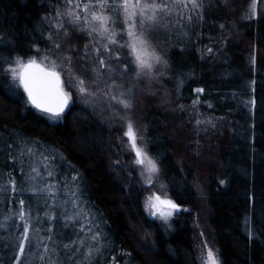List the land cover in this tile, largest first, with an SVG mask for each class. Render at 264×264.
<instances>
[{
	"label": "trees",
	"instance_id": "16d2710c",
	"mask_svg": "<svg viewBox=\"0 0 264 264\" xmlns=\"http://www.w3.org/2000/svg\"><path fill=\"white\" fill-rule=\"evenodd\" d=\"M87 1L0 0V264H199L204 247L219 264H264L263 6L251 16L250 0H198L177 15L163 0L169 11L144 22L142 38L167 77L140 98L128 38L110 51L94 44L91 9L85 22L75 7ZM42 54L98 91L94 77L116 70L132 108L144 103L134 110L173 217L145 215L148 190L124 167L120 126L77 97L58 117L30 105L8 68Z\"/></svg>",
	"mask_w": 264,
	"mask_h": 264
},
{
	"label": "rangeland",
	"instance_id": "374dc122",
	"mask_svg": "<svg viewBox=\"0 0 264 264\" xmlns=\"http://www.w3.org/2000/svg\"><path fill=\"white\" fill-rule=\"evenodd\" d=\"M167 1L172 6V8L175 9V13L177 15L178 13H181V12L185 13L187 11L188 13L191 12V14H193V12L201 9V7H198L195 10H192L191 5H189L188 8H184L183 5L180 3L174 4L172 0H167ZM132 2L134 3L135 0H132ZM118 3H122V0H118ZM252 3H253V0H250L248 2L245 13H249L251 16L257 15L259 12V9H258L259 4L263 6L262 11L264 12V0H256V12L254 14L252 11ZM81 9H82V15L85 17L86 16L85 11L83 10V8ZM130 11H131V8H130ZM103 14L108 17V20L105 24V27L108 29V31L103 32V34H101L102 30L99 26V22L92 21L91 27L92 29H95V30H92L93 32L92 42L94 44H97L99 47H105L103 50L108 49L110 51V49H114V50L120 49V47H118L116 44L109 43L108 37L111 36L113 40L118 41L117 36L119 33H121L123 35L125 34V36L128 38L130 42L129 50H131V45L135 43L139 51V49L142 46L138 40H135L134 37L128 35L129 31L127 29L129 27L128 24L131 23V19H129L126 16L123 9L122 8L119 9V7L110 5L107 8V10L104 11ZM119 14H121V16L123 17V21H124V22L122 21L121 28L119 26L116 27L117 15ZM88 15L91 16L90 13ZM134 19H139V17H135ZM148 22L150 21L145 20V23H148ZM145 23H144L143 28L145 27ZM140 29H141V25L137 24L136 28L133 29V31L136 32L137 36H140L142 38L144 37V33L139 31ZM145 46L147 47V52L151 55H145L144 58L148 60L149 63L152 64L151 69H148L146 67L143 69L139 68L137 66L135 54H133V58H132L134 65H136V68L134 70V76H133L134 78L132 79V81L134 82V88H136V91L138 92L140 98L141 96L142 98L154 96L155 93L157 92L154 85L156 83L158 84L161 83L167 77L166 72H165L166 67H165V63L163 62V60L160 59L159 62L155 60L156 53L152 51L150 43L145 41ZM33 59L36 60L38 64H41L46 69L48 70L51 69V65H50L51 63L48 64V62L50 61L53 63V60L52 61L51 59L49 60V57L47 54H42V56L38 60L35 58H31L26 61H23L22 63H27L28 61L33 60ZM57 64L59 66L61 65L60 63L55 62V66ZM113 65L111 67H114ZM62 67H66V66L64 65ZM63 69H64V73L58 68H55L56 71L61 73V79L63 82L64 90L70 94L69 101H72V99L75 100V98L77 97L78 102L82 104L83 106H85L86 108L93 110L98 115L104 114L105 117L101 115L104 122L109 121V123L110 122H111L110 124L113 123L112 125L114 126H118V127L120 126V130L122 131V134H123L122 137L119 138V144H120V149H121L120 155H122L121 156L122 160H124V167L129 169L134 174V176L139 180L140 185L147 188L148 190V194L144 198L143 203H142L144 213L147 217L151 219L165 220L160 217L159 213L153 216L151 214L152 210L146 209L145 207L148 198L150 196H153V194L160 195L162 199H165V198L168 199L166 196V192L164 190V185L162 184V181L160 179L159 172L157 171L155 173H149L145 167L135 163V159H136L135 152L130 149V142L128 141V137L125 134L127 131V125L129 123H132L134 130L137 133L138 145L143 149V151L148 155V157L151 158L147 152L146 143H145V129L146 128L142 122V117L141 118L138 117L137 114L135 113L136 111L134 110L139 107H142L144 103H142L141 100L135 99L134 105H137L138 107L135 106L134 108H132L133 107L132 101L134 98L131 95V93H127V92L120 93L119 91L120 89L118 87L119 84L117 82H113L112 80L113 74L111 73L118 72L116 70H113V72L109 70L108 75L104 74L103 78L102 76H98V75L94 77L95 81L98 80L100 84L101 82H103L105 85L104 88L102 87V89L98 91L91 85H90V88L86 86V84L84 83L83 85H81L80 81L83 79L81 78L79 73L74 72L73 70H71V68H68V69L63 68ZM121 75L122 76H118L120 80L126 82L127 75L124 76V73ZM81 87L85 89V92L82 93L80 91ZM112 93H114V95ZM161 95L164 96L165 94L161 93ZM158 100L159 101L156 103V105L158 106L165 105L166 109L169 108L168 107L169 101L165 100L164 98H163V101L160 100V98H158ZM120 101H123V103H121ZM125 104L129 105V107H125L124 106ZM149 175L152 176L151 184H149L147 180V177ZM163 210L172 212V215L167 217V219L173 217L179 211L177 209H169V208H164ZM209 250L211 249L204 247L202 251L199 252V257H198L199 264H211V261H209L208 255H207ZM213 254H214V259H215L216 264H219L216 253L213 252Z\"/></svg>",
	"mask_w": 264,
	"mask_h": 264
},
{
	"label": "snow or ice",
	"instance_id": "6c2138e0",
	"mask_svg": "<svg viewBox=\"0 0 264 264\" xmlns=\"http://www.w3.org/2000/svg\"><path fill=\"white\" fill-rule=\"evenodd\" d=\"M69 2H71V0H69ZM172 2L174 4L180 3L184 8H188V6L191 5L192 10L200 7V3L198 2V0H172ZM110 5L122 8L126 16L131 19L128 35L134 37L135 40H138L142 46L138 51L135 43L131 45L132 53L135 54L137 66L141 69L145 67L151 69L152 64L144 58L145 55H151L147 52L145 41L140 36H137L136 32L132 29H135L136 25L140 24V31L143 32V25L145 20L155 22L157 20V13H167L169 11V5L167 3H164L163 0H135L134 3L132 2V0H122V3H118V0H89L88 3H78L75 5V7L83 8L85 12H88L89 9H91V19L93 21L99 22V26L102 30L101 34H103V32L108 31V29L105 27L108 17L103 13ZM252 11L253 14L256 12V0H253ZM69 15H75V13H69ZM135 17H139V19H134ZM77 19H79V16H77ZM84 19L85 22H87V16H85ZM108 39L109 43H117V41L113 40L111 36H109ZM122 46H128L127 42H125V44ZM155 60L159 62L160 58L158 56H155ZM101 63H103V61H101ZM8 71L11 74L12 80L18 81V86L23 88L24 92L28 96V100L36 109L40 110L41 112H46L58 117L67 107L68 100L70 99V94L63 88L61 73L55 70V62L52 63L50 70H46L45 67H43L41 64H38L34 59L28 61L27 63L16 61L14 66H10L8 68ZM83 83L84 81L81 80L80 84L83 85ZM80 91L83 93L85 92V89L81 87ZM120 102L123 103V101ZM124 106L129 107V105L127 104H125ZM125 134L128 137V141L130 142V149L135 152V163L145 167L149 173L157 172L158 167L156 162L149 158L148 155L143 151V149L138 145L137 133L134 130L132 123H129L127 125V131ZM32 171L38 173L39 168L34 167ZM48 174L51 175L50 172ZM147 180L148 183L151 184L152 176L149 175L147 177ZM47 191L54 197L55 194L51 192V187L47 189ZM23 203L24 202L21 200L20 204L23 205ZM72 203H75V200H73ZM145 207L146 209L152 210L151 214L153 216L159 213L160 217L165 220L167 219V217L172 215V212L164 211V208L177 209V205L171 200L166 198L162 199L160 195L155 194L148 198ZM77 214L79 215V213ZM20 216L21 219H24V215L22 212L20 213ZM0 227H2V225H0ZM29 227L30 225L26 222L22 229L25 235L21 241L19 248L21 253L24 252V242L27 241L31 243L27 235ZM81 231H84V229L82 228ZM92 239L95 240L97 239V237L93 235ZM65 247H70V245H65ZM45 252H47V246H45ZM207 255L209 261H211V264H216L214 254L211 250L208 251ZM41 259H43V257H41Z\"/></svg>",
	"mask_w": 264,
	"mask_h": 264
},
{
	"label": "water",
	"instance_id": "95a60500",
	"mask_svg": "<svg viewBox=\"0 0 264 264\" xmlns=\"http://www.w3.org/2000/svg\"><path fill=\"white\" fill-rule=\"evenodd\" d=\"M46 69V68H45ZM46 70H48V69H46ZM62 80V79H61ZM22 88V87H21ZM22 90H23V88H22ZM23 92H24V90H23ZM24 94H25V96H26V98H27V100H28V96H27V94L24 92ZM28 102L30 103V101L28 100ZM68 104H69V100H68ZM30 105L32 106V107H34L31 103H30ZM67 107H68V105H67ZM67 107L64 109V111L62 112V113H64L65 112V110L67 109ZM35 108V107H34ZM36 109V108H35ZM36 110H38V109H36ZM39 112H41L40 110H38ZM42 113H46V112H42ZM61 113V114H62ZM47 114H49V113H47ZM49 115H51V114H49ZM51 116H53V115H51Z\"/></svg>",
	"mask_w": 264,
	"mask_h": 264
}]
</instances>
